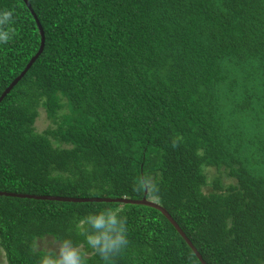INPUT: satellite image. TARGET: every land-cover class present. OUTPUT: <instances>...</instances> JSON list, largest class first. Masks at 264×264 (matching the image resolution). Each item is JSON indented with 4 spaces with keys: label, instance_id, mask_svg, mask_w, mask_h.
I'll list each match as a JSON object with an SVG mask.
<instances>
[{
    "label": "trees",
    "instance_id": "1",
    "mask_svg": "<svg viewBox=\"0 0 264 264\" xmlns=\"http://www.w3.org/2000/svg\"><path fill=\"white\" fill-rule=\"evenodd\" d=\"M27 2L45 41L0 103V192L140 200L151 174L146 199L206 264H264V0ZM0 9L14 13L1 95L41 37L23 0ZM99 205L125 210L129 245L112 264H201L149 207L0 196L5 264H37L34 246L54 237L105 264L76 226Z\"/></svg>",
    "mask_w": 264,
    "mask_h": 264
},
{
    "label": "clouds",
    "instance_id": "2",
    "mask_svg": "<svg viewBox=\"0 0 264 264\" xmlns=\"http://www.w3.org/2000/svg\"><path fill=\"white\" fill-rule=\"evenodd\" d=\"M11 10L0 9V44L7 43L14 23ZM138 183L153 195L157 194L155 178L146 174ZM77 229L83 233L86 249L96 253L105 264H112L111 258L123 252L129 245L125 210L121 206H94L77 221ZM58 249L55 251L34 250L39 253L37 264H87L86 251L70 238L54 237Z\"/></svg>",
    "mask_w": 264,
    "mask_h": 264
},
{
    "label": "water",
    "instance_id": "3",
    "mask_svg": "<svg viewBox=\"0 0 264 264\" xmlns=\"http://www.w3.org/2000/svg\"><path fill=\"white\" fill-rule=\"evenodd\" d=\"M26 6L29 8L30 13L33 15L34 20L37 24L38 31L41 37L40 46L37 53L30 59V61L26 64L25 68L21 71V73L10 83V85L3 91L0 95V103L2 100L9 94V92L14 88V86L18 83V81L26 74V72L30 69L35 60L39 57V55L43 51L44 47V32L43 29L37 20L36 15L28 4L27 0H23ZM147 190L145 189L144 196L140 200H130L125 198H75V197H56V196H37V195H28V194H17V193H9V192H0V196L5 197H15V198H26V199H34V200H48V201H57V202H69V203H118V204H128V205H137V206H145L151 209H154L161 213L167 221L172 225L175 231L179 234V236L184 240V242L188 245L194 255L197 257L201 264H206L201 255L194 248L192 243L186 237V235L182 232L176 222L172 219L169 213L159 206L157 203L146 199Z\"/></svg>",
    "mask_w": 264,
    "mask_h": 264
},
{
    "label": "rangeland",
    "instance_id": "4",
    "mask_svg": "<svg viewBox=\"0 0 264 264\" xmlns=\"http://www.w3.org/2000/svg\"><path fill=\"white\" fill-rule=\"evenodd\" d=\"M51 124L49 123L46 114L43 109L39 110V117L36 120L35 123V129L37 132H42L45 129H47ZM213 174V173H211ZM0 264H5V256L3 251L0 249Z\"/></svg>",
    "mask_w": 264,
    "mask_h": 264
},
{
    "label": "flooded vegetation",
    "instance_id": "5",
    "mask_svg": "<svg viewBox=\"0 0 264 264\" xmlns=\"http://www.w3.org/2000/svg\"><path fill=\"white\" fill-rule=\"evenodd\" d=\"M41 243H42V248L44 250H50V248H52L53 246L56 245V243L54 241H52V239H50V238H46V239L42 240Z\"/></svg>",
    "mask_w": 264,
    "mask_h": 264
}]
</instances>
